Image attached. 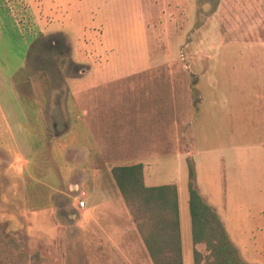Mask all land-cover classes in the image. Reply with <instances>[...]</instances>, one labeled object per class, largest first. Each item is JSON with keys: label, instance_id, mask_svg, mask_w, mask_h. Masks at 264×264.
<instances>
[{"label": "rangeland", "instance_id": "374dc122", "mask_svg": "<svg viewBox=\"0 0 264 264\" xmlns=\"http://www.w3.org/2000/svg\"><path fill=\"white\" fill-rule=\"evenodd\" d=\"M78 1L85 0H56V3L72 4L75 9L71 13L78 16L82 15V10L76 9V6L79 7ZM52 2L0 0V96L4 104L17 102L26 105L35 98L39 99L40 94H44L46 104L50 103L52 91L56 89L64 97L66 78L76 76L68 44L61 39L60 46H55L54 36L49 35L53 29V17L50 14L47 16L46 10ZM103 4L107 6L105 0L92 4V19L97 18L96 23H90L91 16H86L88 21L84 26L91 28V31L83 33L85 43L82 39L79 42L73 40L75 59L83 62V52L87 56L93 53L94 48L89 50L83 45H94L97 34L103 38L97 45L107 61L100 58V68L107 72L116 69L122 73L139 69L144 73L94 90L97 98L92 101L91 111L95 138L90 144L78 143L83 137L80 129L75 128L70 137L75 140L69 147L72 145L77 150H69L67 160L79 170L84 167V153L86 159L87 155L91 156V164H87L89 160H86L92 174L87 189L94 187V181L98 178L110 193L118 192L121 196L112 178V170L143 162L118 158L122 147L132 145L129 142L132 126H137L138 110L143 107L152 112L155 107L164 115L163 110H167L168 106L165 125L157 122L159 126L156 128L157 134L163 136L156 144L157 155L161 154L164 159L158 155L157 159L151 161L155 166H150V162L147 164L151 171L157 169L158 173L154 174L157 183H166L176 177L178 184L185 189L182 191L184 264H194L195 248L191 238L188 203L189 166L194 165L197 188L200 180L205 197L216 206L227 205L228 160L225 155L213 154V114L219 111L213 108L218 100L215 94L220 91L227 96L229 44L243 41L254 44L264 39V0H108L107 8L114 12H109L107 24L100 15V7L105 9ZM55 5L51 7L57 14H67L65 8ZM115 13H119L116 19ZM60 28L70 35L73 31L77 38L80 35L83 37L74 24L72 31L66 25ZM244 57L238 60L237 74L230 82V100L237 102L239 95L245 92L243 99L253 96V106H256L255 97L263 91L259 87V75L262 74L258 69L253 71L247 68L250 56L246 54ZM9 91L16 94V100L3 98ZM228 99L226 97V102ZM223 104L220 100L221 109ZM82 113L77 112L79 116ZM226 113L227 110H221V119ZM167 124H170L172 136H169V129L164 128ZM220 137L226 145V126L221 129ZM51 142L47 145L52 150ZM79 150L83 151L81 155ZM75 157L77 161L73 162ZM212 180L215 190H211ZM82 191H85V187L76 192L77 196L85 198ZM260 192L234 195L241 202L251 201L250 205L261 197ZM81 201L85 199L78 201V207ZM78 209L55 210L48 218L53 223L51 231L44 226L43 233L35 229L30 234L8 233V238L13 239L19 248L10 246L4 249L0 243V264H33L20 258L24 253L30 258L38 253L40 264H153L139 234L131 235L126 230L130 226L125 223L112 227L105 224L102 232L97 228L91 233L89 222L85 224L90 218L84 212L87 205L84 209ZM102 220H106L105 215H94L91 221L96 226ZM255 221H251L252 227L264 231V223L257 224ZM259 222H264V218ZM118 225L124 233L109 238L114 235L109 231L114 227L119 229ZM118 232H115L116 235ZM27 235L31 238L27 239ZM202 253L204 257L209 254L206 246H203Z\"/></svg>", "mask_w": 264, "mask_h": 264}, {"label": "crops", "instance_id": "0c3cea01", "mask_svg": "<svg viewBox=\"0 0 264 264\" xmlns=\"http://www.w3.org/2000/svg\"><path fill=\"white\" fill-rule=\"evenodd\" d=\"M51 1H53L52 4L50 6L48 4L46 10V15L50 14L53 17L51 19L53 29L49 35L54 36L55 46H60L61 39L68 44L72 54L71 64L74 65L76 76L66 78L64 82L66 95L60 97L61 100L58 106L54 102L56 89L52 91L51 102L47 104L44 94H38L39 99L35 98L33 102H28L26 105H20L17 102L4 104L1 102L0 96V225L5 226L9 234H30L34 229L43 233L44 226L51 231L53 223H51L52 221L49 222L48 218L53 215L55 210L71 207L79 210L78 201L85 199L87 209L84 212L86 216L90 217L85 224L89 222L91 233L95 232L97 228L102 232L105 224L112 227L118 223H125L130 226V229L126 230L131 235L138 236L137 226L133 221L130 210L118 192L110 193L98 178L94 181V187L87 189L86 185L92 179V174L89 165H86V160H89L87 164H91V156L87 155L86 159V153H84V167L78 170V168H74V163L67 160L66 155L69 150H72V152L77 150L72 145L69 147V144L75 140L70 138L75 128L80 129L79 131L83 137L82 140L79 139L78 143L83 142L86 144L88 142L90 144L92 138H95L92 133L93 118L91 111L92 101L97 98V92L94 90L102 85L143 74L144 71L134 69L122 73L115 69L107 72L103 67L100 68V61L98 62V60L101 58V61L106 63L107 61L102 50L98 48L97 43L101 41L102 37L98 36L96 31V43L88 46L83 45L89 50L94 48L93 53L87 56L83 52L81 54L83 62L77 61L72 42L73 40L79 42L82 39L85 43L83 33L87 31L86 34H88L91 31V28L88 29L86 25L84 26V23L88 21L86 16H91L90 23H96L97 18L92 19V4L98 3V0L78 1L79 7L76 6V9L82 10V15L79 14L78 16L71 13L75 9L72 4L66 6L65 4L59 5L56 0L55 2L54 0ZM105 1L107 6L103 4L105 9L100 7V15L107 24L109 12H114V10H108V0ZM55 3L58 7L65 8L67 14H57L52 9V5H55ZM116 10L117 7L115 12ZM115 15V19L119 17V13H115ZM73 24L78 31L82 32L83 37L80 35L77 38L73 35L71 29ZM65 25L72 31V35L60 28V26ZM0 40H2L1 36ZM228 48V91L227 96L221 94L220 91L215 94L218 96V100L216 101L217 105L213 108H218L219 111L213 114L215 129L212 143L213 154H218L217 156L225 155L228 160L226 173L227 205L216 206L205 197L200 180H198V186L205 201L219 214L231 241L239 249L243 260L248 264H264V231L261 228H253L251 223L254 220L258 222L257 224L264 223L259 222L264 218V39L254 44H248L245 41L237 42L233 45L229 44ZM246 54H249L251 60L247 63V68L253 71L258 69L262 74L259 75L261 78L259 87L263 91L261 95L258 94L255 97L256 106H253V96H247L243 99L242 95L245 92L239 95L237 102H231L230 100L231 93L229 90L232 86L230 82L235 79L234 77L237 74L238 60L240 58L244 59ZM236 55L237 57L234 58ZM8 83L10 84V80ZM100 94L102 95V93ZM103 96L106 95L103 94ZM226 97H229L227 102ZM3 98L11 101L17 99L13 91L6 93ZM220 100L224 103L222 109L220 108ZM139 105L144 106L145 104L140 103ZM153 109L151 112L140 107L136 119L137 126H132L133 131L129 142L132 145L122 147L123 154L121 153L118 158L143 160L142 163L137 164L144 165L145 183L148 187L178 186L182 232V191L185 190L184 187L178 184L176 177L166 183H157L155 177L158 173L157 169L155 171L149 169L150 166H155L151 161L157 159L158 155L160 159H164L161 154L157 155L156 144L159 140L161 141L163 136L157 134L156 128L159 126L157 122H162L165 125V115L169 107L167 106V110H163L164 115L157 111L155 107ZM221 110H227L223 119H221ZM77 112L83 113L79 116ZM151 115H153V118H150ZM169 125L167 124L164 128L169 129L170 136L172 129ZM225 126L227 127L226 145L224 139L222 140L220 137L221 129ZM49 142L53 145L52 150L47 145ZM79 152L81 155L83 151L79 150ZM166 155L164 154V156ZM166 157L168 158V156ZM75 161H77L76 157L73 158V162ZM148 162L151 163L150 166H148ZM212 183L211 190H215L213 180ZM84 187L85 191H82V193H84L85 198L80 195L77 196L76 192ZM248 191L252 193L261 191V197L249 205L251 201L241 202L234 195V193H247ZM94 215H105L106 220H102L95 226L91 221ZM45 217L46 220H44ZM92 227H95V229ZM119 229L117 227L112 228L109 233L114 235L109 238L122 235L124 230L120 226ZM117 230L119 232L116 235ZM106 233L108 234V232ZM29 237L31 238L30 235L26 236L27 239ZM182 246L184 257L183 235ZM203 246L205 245L200 244L194 246V248L202 253Z\"/></svg>", "mask_w": 264, "mask_h": 264}, {"label": "trees", "instance_id": "16d2710c", "mask_svg": "<svg viewBox=\"0 0 264 264\" xmlns=\"http://www.w3.org/2000/svg\"><path fill=\"white\" fill-rule=\"evenodd\" d=\"M189 212L193 245L204 244L208 255L194 250V264H248L231 241L217 211L201 195L196 185L194 165L189 166ZM112 178L130 209L141 242L153 264H184L179 189L177 185L148 187L145 183L143 164L115 167ZM0 243L4 249L14 246L7 229L0 225ZM26 262L40 264L37 253ZM30 258V259H29Z\"/></svg>", "mask_w": 264, "mask_h": 264}, {"label": "flooded vegetation", "instance_id": "af4514ba", "mask_svg": "<svg viewBox=\"0 0 264 264\" xmlns=\"http://www.w3.org/2000/svg\"><path fill=\"white\" fill-rule=\"evenodd\" d=\"M54 97H55L54 102L58 106L60 103V100H61V98H60L61 95L58 94V91L54 92Z\"/></svg>", "mask_w": 264, "mask_h": 264}, {"label": "built area", "instance_id": "2783aa9c", "mask_svg": "<svg viewBox=\"0 0 264 264\" xmlns=\"http://www.w3.org/2000/svg\"><path fill=\"white\" fill-rule=\"evenodd\" d=\"M85 201H81L80 203H79V208H82V209H84L85 208Z\"/></svg>", "mask_w": 264, "mask_h": 264}]
</instances>
